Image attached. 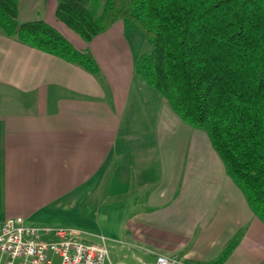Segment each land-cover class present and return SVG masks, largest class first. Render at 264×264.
I'll return each mask as SVG.
<instances>
[{
  "label": "crops",
  "instance_id": "1",
  "mask_svg": "<svg viewBox=\"0 0 264 264\" xmlns=\"http://www.w3.org/2000/svg\"><path fill=\"white\" fill-rule=\"evenodd\" d=\"M57 5L23 0V21L67 29L99 73L0 32V225L21 218L91 242L104 235L134 264L159 254L263 264L264 222L208 134L137 76L142 34L120 21L87 43L57 20Z\"/></svg>",
  "mask_w": 264,
  "mask_h": 264
},
{
  "label": "trees",
  "instance_id": "2",
  "mask_svg": "<svg viewBox=\"0 0 264 264\" xmlns=\"http://www.w3.org/2000/svg\"><path fill=\"white\" fill-rule=\"evenodd\" d=\"M19 15L20 0H0V32L99 73L58 27ZM56 16L87 43L120 21L144 35L136 74L208 134L264 222V0H58Z\"/></svg>",
  "mask_w": 264,
  "mask_h": 264
},
{
  "label": "built area",
  "instance_id": "3",
  "mask_svg": "<svg viewBox=\"0 0 264 264\" xmlns=\"http://www.w3.org/2000/svg\"><path fill=\"white\" fill-rule=\"evenodd\" d=\"M83 232L70 227H39L15 218L0 225V264H106L108 238L87 241ZM155 264H190L159 254Z\"/></svg>",
  "mask_w": 264,
  "mask_h": 264
},
{
  "label": "rangeland",
  "instance_id": "4",
  "mask_svg": "<svg viewBox=\"0 0 264 264\" xmlns=\"http://www.w3.org/2000/svg\"><path fill=\"white\" fill-rule=\"evenodd\" d=\"M25 1V0H24ZM26 5V4H25ZM21 7L23 9V0H20V12L22 11L21 10ZM23 12L24 13H20L19 15V20L21 22H24L23 20H25L27 17H25L26 13L28 14V12H26V6L24 7L23 9ZM22 15V16H21ZM25 18V19H24ZM49 23L52 24V22L50 21H47ZM66 29V28H65ZM62 31V30H61ZM63 31H68L67 29L66 30H63ZM62 33L66 36L65 32ZM128 31H129V35H134V33H132L133 30H131L130 28H128ZM137 31V30H136ZM139 32V31H138ZM74 33V32H73ZM140 33V32H139ZM76 34V33H74ZM77 35V34H76ZM79 37V36H78ZM142 39H143V44H142V47H143V53L145 52H148L151 50V45L147 42V40L145 39V36L142 35ZM140 57V56H139ZM139 59V58H138ZM138 76V75H137ZM140 77V76H139ZM141 78V77H140ZM140 78H137V83L138 81H141ZM144 83V82H143ZM150 87V86H149ZM150 89H152L150 87ZM143 94H147L145 91ZM158 94V93H157ZM109 251H110V261H108L107 264H134L132 262H130V260L128 259V252L130 251V248L129 247H126L125 248V245L123 246L122 243H116L114 245H111L109 244ZM264 264V263H263Z\"/></svg>",
  "mask_w": 264,
  "mask_h": 264
}]
</instances>
